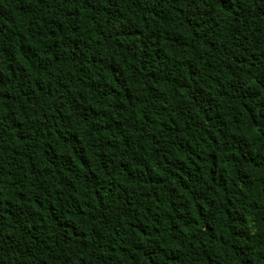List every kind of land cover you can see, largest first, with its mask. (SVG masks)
Returning a JSON list of instances; mask_svg holds the SVG:
<instances>
[{
    "label": "trees",
    "instance_id": "obj_1",
    "mask_svg": "<svg viewBox=\"0 0 264 264\" xmlns=\"http://www.w3.org/2000/svg\"><path fill=\"white\" fill-rule=\"evenodd\" d=\"M0 264H264V0H0Z\"/></svg>",
    "mask_w": 264,
    "mask_h": 264
}]
</instances>
